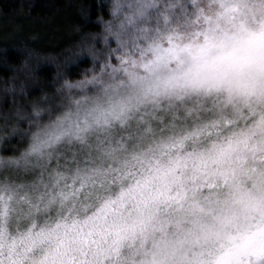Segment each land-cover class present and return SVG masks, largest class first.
I'll return each instance as SVG.
<instances>
[{
  "label": "clouds",
  "instance_id": "obj_1",
  "mask_svg": "<svg viewBox=\"0 0 264 264\" xmlns=\"http://www.w3.org/2000/svg\"><path fill=\"white\" fill-rule=\"evenodd\" d=\"M39 2L0 11V264H264V0Z\"/></svg>",
  "mask_w": 264,
  "mask_h": 264
},
{
  "label": "trees",
  "instance_id": "obj_2",
  "mask_svg": "<svg viewBox=\"0 0 264 264\" xmlns=\"http://www.w3.org/2000/svg\"><path fill=\"white\" fill-rule=\"evenodd\" d=\"M21 2V0H0V11L3 12L4 15H8L15 7L17 4H19ZM63 0H54V3L60 4L62 3ZM9 6L8 8L5 7ZM33 14H36L37 12H43L46 11V9L41 8L40 6V2L39 0H37L36 5L31 9ZM71 14V10H66V11H62L61 13H58L57 16L54 18L53 23H57V22H62L60 21V16L63 15H70ZM2 19V18H0ZM30 18L29 17H17L16 18V22L17 23H21V24H25L26 21H28ZM73 19H79L78 16H76L75 14L73 15ZM40 24L39 22H34L31 24H28L25 26V31L28 30H33V29H37L40 28ZM10 57L15 58V53H13L11 50L9 52Z\"/></svg>",
  "mask_w": 264,
  "mask_h": 264
}]
</instances>
